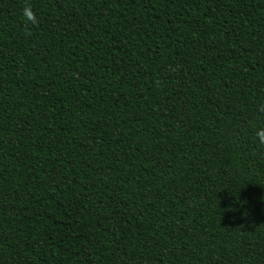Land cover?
<instances>
[{"label":"trees","instance_id":"1","mask_svg":"<svg viewBox=\"0 0 264 264\" xmlns=\"http://www.w3.org/2000/svg\"><path fill=\"white\" fill-rule=\"evenodd\" d=\"M0 264H264V0H0Z\"/></svg>","mask_w":264,"mask_h":264},{"label":"clouds","instance_id":"2","mask_svg":"<svg viewBox=\"0 0 264 264\" xmlns=\"http://www.w3.org/2000/svg\"><path fill=\"white\" fill-rule=\"evenodd\" d=\"M26 15H27L28 19H30V20L34 19V17L32 16L31 12H27Z\"/></svg>","mask_w":264,"mask_h":264}]
</instances>
